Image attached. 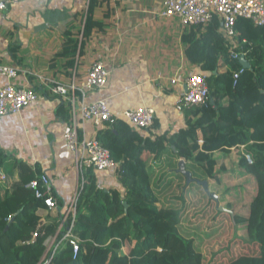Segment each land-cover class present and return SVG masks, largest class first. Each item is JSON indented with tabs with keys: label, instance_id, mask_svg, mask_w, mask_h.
Masks as SVG:
<instances>
[{
	"label": "trees",
	"instance_id": "16d2710c",
	"mask_svg": "<svg viewBox=\"0 0 264 264\" xmlns=\"http://www.w3.org/2000/svg\"><path fill=\"white\" fill-rule=\"evenodd\" d=\"M104 2L89 1L81 38L65 31L56 56L70 58L67 65H75L94 29L104 28L95 19ZM219 25H192L183 36L188 59L207 73L210 86L207 103L186 111L185 128L153 138L121 116L99 130L124 191L85 182L73 227L80 239L75 258L62 241L43 260L47 239L57 235L58 242L66 232L59 230L63 215L52 217L29 186L40 169L0 149V264H264V25L237 21L250 67L231 57ZM57 112L65 120L72 115L64 103ZM232 148L238 159L228 168ZM182 160L192 173L189 184L179 171ZM221 170L254 181L245 214L232 211L233 204L221 210L201 183H221Z\"/></svg>",
	"mask_w": 264,
	"mask_h": 264
},
{
	"label": "crops",
	"instance_id": "0c3cea01",
	"mask_svg": "<svg viewBox=\"0 0 264 264\" xmlns=\"http://www.w3.org/2000/svg\"><path fill=\"white\" fill-rule=\"evenodd\" d=\"M89 1L22 0L0 11V63L20 69L14 80L0 75V84L32 86L39 94L20 112L0 117V149L50 177L56 200L61 202L50 213L52 217L63 215L59 230H66L65 218L89 178L99 188H118L122 192L124 188L116 168L87 170L83 183L78 155L66 140L73 114L65 120L57 112L62 103L66 108L70 106L54 96L38 76L64 83L75 77L82 83L92 64L102 60L109 70L108 82L88 92L87 102H106L116 118L126 110L154 108V126L140 133L155 138L186 127V111L176 107L178 97L187 90L185 78L192 73L207 74L186 55L183 36L190 26L179 16H163L164 0H105L95 11V19L103 22L104 28L94 29L81 55H76L75 65H67L70 58L56 55L63 50L66 30L82 37ZM76 121L80 137L97 138L105 126V122L84 121L79 111ZM237 152L232 148L228 154L236 158L226 162L229 167L236 163ZM56 244L57 235L47 239L43 260Z\"/></svg>",
	"mask_w": 264,
	"mask_h": 264
},
{
	"label": "built area",
	"instance_id": "2783aa9c",
	"mask_svg": "<svg viewBox=\"0 0 264 264\" xmlns=\"http://www.w3.org/2000/svg\"><path fill=\"white\" fill-rule=\"evenodd\" d=\"M20 1L22 0H0V11ZM163 6V16H179L187 26L208 25L218 20L220 34L225 39L226 45L231 46L230 55L234 59L242 58L244 54L236 28L238 19H248L256 26L264 25V0H164ZM243 71L241 69L236 72L235 78H238ZM19 72L18 66L0 63V75L9 80L16 79ZM26 73L29 72L26 71ZM30 74L33 75V73ZM38 77L54 96L70 106L74 120L70 130L66 133V140L68 147L78 155V166L83 183L87 170L106 171L113 168L117 170L118 164L113 160L110 150L97 138L80 137L76 121L77 111L81 113L84 121L92 120L97 124L115 121L116 117L106 102H87L88 92L102 88L108 82L109 70L105 63L102 60L94 62L82 83H78L75 77L69 83L60 82L55 78ZM185 83L187 90L178 97L176 102V107L180 112L207 103L210 99V86L206 74L192 73L185 78ZM38 97L37 90L32 86H19L13 82L0 84V117L20 112L35 102ZM122 116L134 128L148 130L154 126L156 112L154 108L143 106L135 110H126ZM29 186L35 190L38 198L44 200L49 209L58 208V202L52 196V181L47 174H41ZM78 198L79 192L69 210L72 213L71 220L65 218L69 226L63 238L57 242L53 252L49 254V258L54 255L62 241H67L72 246L74 258L79 253L80 239L73 231ZM36 236L37 232L34 233V237Z\"/></svg>",
	"mask_w": 264,
	"mask_h": 264
},
{
	"label": "rangeland",
	"instance_id": "374dc122",
	"mask_svg": "<svg viewBox=\"0 0 264 264\" xmlns=\"http://www.w3.org/2000/svg\"><path fill=\"white\" fill-rule=\"evenodd\" d=\"M231 160L234 161L236 158L228 155L227 160L225 161L230 163ZM226 166L231 168L232 165L229 167L226 164ZM220 172L223 173V181L218 183L214 180H211L207 189H209L211 195L214 194L216 196V200L218 201V205L220 207L227 209L230 204H233L231 205L233 206L232 211L245 214V210L251 197L250 195L246 194L254 193V181L246 177H241L237 173L225 174V171L223 170ZM71 215L72 213L69 211V214L66 217L70 218Z\"/></svg>",
	"mask_w": 264,
	"mask_h": 264
},
{
	"label": "water",
	"instance_id": "95a60500",
	"mask_svg": "<svg viewBox=\"0 0 264 264\" xmlns=\"http://www.w3.org/2000/svg\"><path fill=\"white\" fill-rule=\"evenodd\" d=\"M241 61H242V63H243L244 66H246V67H250V63H249L248 61H246L244 58H241ZM211 101L214 103V100H213V99H211ZM179 171L182 172V173L186 176V178H187V183H188V184L193 180L192 173H191L190 171H187V170H186V168H185V164H184V161H183V160L180 162ZM201 183L204 185V187H205L206 189L208 188V182L203 181V182H201ZM211 197H213L214 199H216V196H215L214 194L211 195ZM125 205H127V204H125ZM221 210H226V209L221 207ZM14 219H15V217H12V218L10 219V223H11Z\"/></svg>",
	"mask_w": 264,
	"mask_h": 264
}]
</instances>
